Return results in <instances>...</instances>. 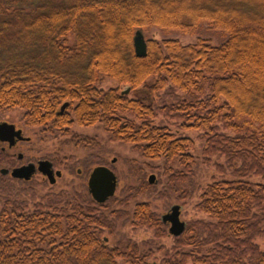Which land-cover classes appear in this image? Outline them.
<instances>
[{
	"label": "trees",
	"instance_id": "16d2710c",
	"mask_svg": "<svg viewBox=\"0 0 264 264\" xmlns=\"http://www.w3.org/2000/svg\"><path fill=\"white\" fill-rule=\"evenodd\" d=\"M203 21L222 29L225 40L152 37L147 56L135 53L139 28L194 34ZM104 78L136 96L100 87ZM170 87L185 96L160 105L159 93ZM2 107L22 108L32 125L66 132L75 123H101L147 158L181 162L186 176L195 140L156 122L160 113L179 118L181 127L200 131L206 156H226L237 178L214 180L200 195L197 207L215 228L207 251L189 226L174 236L188 249L166 255L165 264H264L256 242L264 230V0H0ZM69 197L33 211L7 203L0 210V264H149L131 241L109 245L103 214ZM132 222L166 231L149 202L136 204Z\"/></svg>",
	"mask_w": 264,
	"mask_h": 264
},
{
	"label": "rangeland",
	"instance_id": "374dc122",
	"mask_svg": "<svg viewBox=\"0 0 264 264\" xmlns=\"http://www.w3.org/2000/svg\"><path fill=\"white\" fill-rule=\"evenodd\" d=\"M145 35L147 39L178 38L185 44L204 38L217 45L226 38L222 29L212 28L207 21L201 22L199 32L194 34L175 31L163 34L158 28L152 27L146 29ZM260 78L255 77L258 81ZM99 86L105 89L112 86L127 88L126 84L120 85L112 78H104ZM234 86L239 88L236 84ZM134 92L130 91L128 95L135 97ZM159 95L157 102L160 105L163 100L172 103L185 96L176 87L161 91ZM244 95L249 100L256 99L255 94L243 93L242 96ZM0 119L23 126L26 134L32 137V141L23 147L25 152L36 157L48 156L54 160L57 169L63 171V175L54 184L42 175L35 176L31 181L19 182L11 181L0 173V210L7 203L14 202L23 206L26 211H33L39 204L55 205L53 201H58L59 196L65 193V196L93 206L96 212L103 214V237L109 245L125 246L131 241L147 253L149 264H165L163 258L166 255L173 259L179 255L178 252L186 251L188 246L177 245L174 235L169 231L170 224H165V234L158 235L154 227H135L132 214L138 202H149L158 217L168 212L174 204H179L181 219L186 221L187 227H192L189 234L197 232L204 238L203 251H207L205 243L211 240L212 230L215 228L211 225L214 220L197 207L200 195L208 183L237 178V173L226 156L219 151L206 156L203 152L205 141L200 137L199 130L181 127L179 118L165 113L158 114L156 119V122L168 125L176 134L190 136L195 140V147L191 150L194 156L190 164L191 170L183 176L179 173L183 169L187 170V167L181 162L169 161L165 157L147 158L133 143L112 139L101 123L92 126L75 123L66 132L64 129H54L50 124L32 125L27 121L25 111L19 107L0 108ZM114 158L116 161L112 162ZM98 164L109 165L118 176L115 195L103 205L94 201L88 187L90 173ZM80 169L81 172H78ZM151 174L155 175L153 183L149 182ZM250 178L263 180L253 173ZM61 200L58 205L66 203ZM256 242L264 249V230L257 234ZM187 264H192L191 260Z\"/></svg>",
	"mask_w": 264,
	"mask_h": 264
},
{
	"label": "water",
	"instance_id": "95a60500",
	"mask_svg": "<svg viewBox=\"0 0 264 264\" xmlns=\"http://www.w3.org/2000/svg\"><path fill=\"white\" fill-rule=\"evenodd\" d=\"M133 44L135 53L139 57L147 56L148 54V39L145 36V31L143 28H139L135 31L133 36ZM130 88L128 87L123 91L124 94L129 93ZM68 105V102H65L62 106L64 109ZM15 124L9 122H0V139L7 140L10 136H13V133L10 131L14 130ZM12 129V130H11ZM14 134L18 137L21 136V129L14 130ZM8 135V136H7ZM22 137V136H21ZM116 158L112 160L115 162ZM35 168V164H27L18 168H15L12 171V174L16 177H24L30 178L33 174ZM40 170L46 174L50 181L54 183L56 181V175L61 176L62 171L57 170L56 175L53 173L51 168V162L49 160L40 161ZM9 171V169L4 168L2 170L3 173ZM155 179V175L151 174L149 177V181L153 183ZM118 186V176L114 172V170L105 164L97 165L91 172L88 187L89 191L92 194L94 200L98 203H105L111 197H113L116 193ZM162 221L164 223H169V231L171 234L175 236L181 235L187 227V223L185 220L181 219V205L174 204L171 209L162 215Z\"/></svg>",
	"mask_w": 264,
	"mask_h": 264
},
{
	"label": "flooded vegetation",
	"instance_id": "af4514ba",
	"mask_svg": "<svg viewBox=\"0 0 264 264\" xmlns=\"http://www.w3.org/2000/svg\"><path fill=\"white\" fill-rule=\"evenodd\" d=\"M69 103L70 102H68V105ZM0 122H9V123L15 124L14 130L21 129V136H22V137L21 136L18 137L17 135L14 134V130L11 129L12 131L10 132L13 133V136H10V138H8L7 140L0 139V173L1 175L3 177H9L11 181L16 180L19 182L31 181L33 178H35V176L42 175L45 179H47L50 183H52L49 177L46 174H44L40 170L39 167H40V161L49 160L51 162V168L53 170V173L56 175V171L59 169H57L54 160L48 156L36 157V156L29 155L27 152H25L23 147L25 146L27 142L32 141V137L26 134L25 128L23 126L18 125L17 123H14L8 120L0 119ZM31 163L35 164V168L30 178H24V177L20 178L12 174V171L15 168H18V167H21L27 164H31ZM4 168L9 169V171L3 173L2 170ZM78 172H81V169ZM62 175H63V171H62ZM56 182H57V179L54 183Z\"/></svg>",
	"mask_w": 264,
	"mask_h": 264
}]
</instances>
